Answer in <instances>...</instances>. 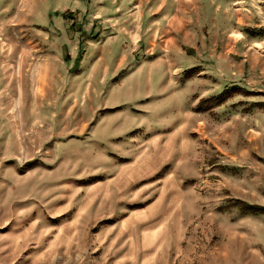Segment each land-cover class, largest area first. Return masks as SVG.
Returning <instances> with one entry per match:
<instances>
[{
    "label": "rangeland",
    "instance_id": "1",
    "mask_svg": "<svg viewBox=\"0 0 264 264\" xmlns=\"http://www.w3.org/2000/svg\"><path fill=\"white\" fill-rule=\"evenodd\" d=\"M0 264H264V0H0Z\"/></svg>",
    "mask_w": 264,
    "mask_h": 264
},
{
    "label": "crops",
    "instance_id": "2",
    "mask_svg": "<svg viewBox=\"0 0 264 264\" xmlns=\"http://www.w3.org/2000/svg\"><path fill=\"white\" fill-rule=\"evenodd\" d=\"M173 40L172 39H165V42L171 43ZM162 149V146L160 147ZM154 150V149H153ZM147 156V155H146ZM146 156H137L136 159L134 158L132 160V164L129 165L128 167L124 169L118 170L115 175L111 176V178H114L112 182H109L108 179L106 182L101 185L104 196H109V195H114L117 196L118 192L117 190L119 189L121 182L125 184H130L133 182L136 178H140L142 176H145L147 173H149L153 168L156 167V165L159 162L164 161V159H161L157 163H149V164H144L143 161L146 159ZM112 185V187L110 186Z\"/></svg>",
    "mask_w": 264,
    "mask_h": 264
},
{
    "label": "trees",
    "instance_id": "3",
    "mask_svg": "<svg viewBox=\"0 0 264 264\" xmlns=\"http://www.w3.org/2000/svg\"><path fill=\"white\" fill-rule=\"evenodd\" d=\"M223 97V96H222ZM222 102V101H221Z\"/></svg>",
    "mask_w": 264,
    "mask_h": 264
}]
</instances>
